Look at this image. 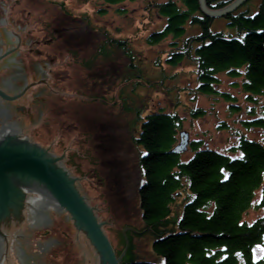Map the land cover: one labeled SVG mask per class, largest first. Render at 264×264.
<instances>
[{
	"label": "trees",
	"instance_id": "obj_1",
	"mask_svg": "<svg viewBox=\"0 0 264 264\" xmlns=\"http://www.w3.org/2000/svg\"><path fill=\"white\" fill-rule=\"evenodd\" d=\"M84 1L118 5L127 0ZM141 1L144 17L157 14L163 19L147 34L146 42L152 45L168 40L166 62L173 67L183 61L191 64L195 87L167 84L164 77L176 80L179 76L164 71L160 79H146L142 67L136 64L139 58L130 41L104 29L100 30L102 37L93 46L92 55L75 59L95 73L94 59H108L122 51L136 79L128 76L132 89L142 83L161 85L167 91L188 93L193 101L198 95L223 100L227 102L228 115L234 118L219 120L217 127L235 138L223 150L203 138H192L185 150L177 152L173 149L185 122L178 109L160 107L141 117L136 140L143 145L140 166L144 181L139 197L145 226L134 228L130 236L121 234L123 254L116 251L118 256L122 254L121 264H264V256H255V248L264 246V136L249 138L243 131L264 130V0L255 14L237 9L225 15L237 28L236 35L214 31V16L202 10L200 0ZM231 1L206 0V4L219 9ZM105 8L98 9L104 12ZM117 11L125 12L121 7ZM85 25L93 28L88 21ZM188 25H198L199 30L187 33ZM71 53L78 56L79 49H71ZM222 76L232 80L229 85L243 94L242 99L220 87ZM242 101L247 105L243 106ZM187 110L192 120L217 112L214 105L211 109L193 105ZM251 210L259 213L248 219ZM147 230L153 234V248L163 257V263L132 255L133 234Z\"/></svg>",
	"mask_w": 264,
	"mask_h": 264
},
{
	"label": "rangeland",
	"instance_id": "obj_2",
	"mask_svg": "<svg viewBox=\"0 0 264 264\" xmlns=\"http://www.w3.org/2000/svg\"><path fill=\"white\" fill-rule=\"evenodd\" d=\"M260 2L248 0L237 9L255 14ZM101 6H105L106 11H99ZM117 7L125 12L119 13ZM142 8L141 0H127L118 5L84 0H0V29L4 27L18 32V27L22 26L23 38H30V46L42 50V56L35 50L29 52L30 59L43 60L51 54L46 59L51 67L48 81L33 91L42 88L47 96L41 101L44 105L39 103V108H53L44 119L37 122L28 119L22 133L17 135L61 156V165L76 177L77 188L103 222L116 251L122 254L121 234L130 236L134 228L145 226L139 197V187L144 181L140 166L143 145L136 140L141 117L160 107L178 109L185 116L183 129L188 132L189 139L203 138L208 144L223 150L235 138L217 127L219 120L232 121L234 118V115H228L227 102L223 100L198 95L193 101L190 94L167 91L161 85L142 83L132 89L128 76L133 78L134 74L130 73L128 59L122 51L114 52L108 59L101 56L94 59L95 73L75 59L92 55L93 46L102 37L100 30L104 29L117 38L130 41L139 58L136 64L142 67L146 79H160L164 71L168 75L179 76L176 80L164 77L167 84L195 87L191 64L183 61L173 67L166 62L168 40L152 45L146 42L147 34L159 27L163 19L157 14L144 17ZM87 21L93 28H86ZM211 26L214 31L238 34L237 28L222 15L215 16ZM198 30V25L187 26V33ZM71 33L75 36L72 37ZM37 39L41 43L37 44ZM46 39H50V43ZM76 48L79 49L78 56L71 53V49ZM231 81L222 76L220 87L242 99L243 94L229 85ZM123 86L125 91L121 92ZM38 97L41 99L43 96ZM193 105L208 109L214 105L217 112H208L206 116L192 120L187 107ZM242 105L247 103L242 101ZM243 131L249 138L262 139L264 136V130L260 128ZM258 213L251 210L247 218L253 219ZM78 230L80 245L61 264H103L101 253L91 243L87 232L83 228ZM132 240L134 257L163 263V257L153 248L151 231L133 234ZM255 256H264V246L255 248ZM0 264L12 263L0 261Z\"/></svg>",
	"mask_w": 264,
	"mask_h": 264
},
{
	"label": "water",
	"instance_id": "obj_3",
	"mask_svg": "<svg viewBox=\"0 0 264 264\" xmlns=\"http://www.w3.org/2000/svg\"><path fill=\"white\" fill-rule=\"evenodd\" d=\"M246 1L248 0H234L219 9L209 8L206 0H200V4L206 14L215 17L229 14ZM180 135V142L173 149L177 152L185 150L189 144L188 133L183 130ZM4 139L0 143V229L7 234L8 240L0 261L22 264L18 257L20 248L31 252L32 239L51 235L68 241V248L64 244L58 246L55 243L50 246L51 252H47L46 260L49 264H61L80 245L78 228H83L91 243L101 253L103 264H121L122 256L117 255L103 228V222L98 219L93 207L77 188L76 177L58 164L61 158L50 154L46 148L30 142L27 138ZM33 190H41L43 198L37 196L38 191ZM18 192L21 193L23 207L21 211L17 210L20 214L16 218L8 207L14 205L19 196ZM28 200L42 205H36L38 210L32 208L37 210L35 215L38 217L41 214L46 215L42 224H38L37 218L34 223L35 216L30 211ZM51 204L59 209L64 208L65 211L56 212ZM6 214L9 217L3 218Z\"/></svg>",
	"mask_w": 264,
	"mask_h": 264
},
{
	"label": "flooded vegetation",
	"instance_id": "obj_4",
	"mask_svg": "<svg viewBox=\"0 0 264 264\" xmlns=\"http://www.w3.org/2000/svg\"><path fill=\"white\" fill-rule=\"evenodd\" d=\"M22 29V26L18 27V32L10 31L4 27L0 29V143L5 141L3 138L4 136L10 135L12 132L21 134L22 128H24V123H27L28 119L34 122L44 119V116L48 113V111L53 108L51 106L49 109L46 106L39 108V103H41L43 99L47 98V96L44 94V89L42 88H37V90L33 91V89L38 87V85H42L48 81L49 70L51 67L49 61L46 59L49 58L51 54H48L43 60H35L33 58L30 59L29 52L35 50V52H38V54L42 56V50L40 48L30 46V38L24 39L21 35ZM36 42L39 44L41 43V40L37 39ZM46 42L50 43V39H46ZM38 96L43 97L39 99ZM41 105H44V103L42 102ZM34 112H36L37 115L36 121ZM48 152L58 156L51 150ZM58 157L60 158L61 156ZM60 163L61 161L58 162L61 166ZM33 191H38L37 196H41L43 198L41 190ZM17 194H19L18 199L16 198L17 200L15 199L14 205H11L8 208L16 215V218H19L17 215L20 213H17V210H22L23 199L20 192ZM20 197L21 199H19ZM28 202L29 206H31L30 211L31 213H34L33 215L35 216L34 223L37 218L39 221L38 224H42L44 220H46V215L41 214L39 217L35 215L38 210L35 208L36 205L39 207L42 205L37 202H33L32 200H28ZM45 205L47 206V204ZM51 206L55 207L52 204ZM32 208L37 210L34 211ZM54 209H56L55 211L59 213L65 211L64 209L56 207ZM7 217H9L8 214H6L3 218ZM0 233L1 256V254L6 251L5 244L8 238L7 234L1 229ZM31 242L33 244L31 245L33 248L31 252H26L25 249L20 248V254L18 257L19 260H21L20 263L22 264H49L46 260V256L47 252H51V244L57 243L56 245L58 246L64 244L66 245L65 247L68 248V241L57 239L51 235H42L35 240L32 239ZM44 254L45 257L43 256Z\"/></svg>",
	"mask_w": 264,
	"mask_h": 264
},
{
	"label": "bare ground",
	"instance_id": "obj_5",
	"mask_svg": "<svg viewBox=\"0 0 264 264\" xmlns=\"http://www.w3.org/2000/svg\"><path fill=\"white\" fill-rule=\"evenodd\" d=\"M7 136V135H6ZM6 136H4V138H13V139H22L21 137H19L16 133H10V135H8L7 137ZM45 152H46V154H48L47 153V151L46 150H44Z\"/></svg>",
	"mask_w": 264,
	"mask_h": 264
}]
</instances>
